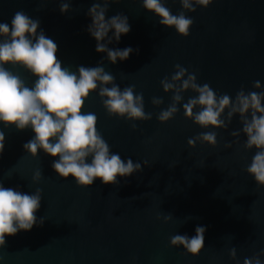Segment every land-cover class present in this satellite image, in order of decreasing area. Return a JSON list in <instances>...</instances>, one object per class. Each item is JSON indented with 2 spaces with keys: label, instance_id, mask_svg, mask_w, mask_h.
I'll return each instance as SVG.
<instances>
[{
  "label": "water",
  "instance_id": "water-1",
  "mask_svg": "<svg viewBox=\"0 0 264 264\" xmlns=\"http://www.w3.org/2000/svg\"><path fill=\"white\" fill-rule=\"evenodd\" d=\"M67 2L69 11L61 13V0H0V22L10 25L15 12L22 10L38 19V32L43 30L57 44L63 67L76 71L79 66H102L121 90L135 85L136 94L143 93L151 120L109 116L98 90L82 109L96 114L98 130L111 151L125 161L141 163L143 170L118 178L116 185L96 179L91 187L78 186L73 178H60L53 170L59 157L41 149L34 158L25 151L23 145L35 135L31 128L20 131L0 122L5 136L0 179L4 187L28 194L42 189L36 216L44 221L6 236L0 264H243L245 258L264 252V186L246 171L257 149H245L247 137L239 115L227 128H201L183 111V104L196 95L189 90L173 119L165 123L157 119L173 95L165 93L160 82L171 78L177 64L218 96L227 94L234 100L241 88L246 93L264 91V0H212L206 8L195 6V12L183 10L179 0H165L174 15L185 11L193 19L188 36L161 25L154 12L143 8L142 0L110 3L106 19L123 13L131 30L108 47L139 50L115 64L106 53L96 51L97 41L87 31L92 23L88 11L96 0ZM6 67L19 73L28 87L34 85L37 78L26 69ZM256 81L260 89L253 87ZM153 97L163 103L153 105ZM209 131L217 133L215 147L200 142L189 147L190 138ZM234 131L239 137L231 135ZM37 169L42 179L34 183ZM168 214L172 219L165 222ZM197 226L206 228L198 255L171 246L172 236L192 237ZM232 248L235 259L230 256ZM260 259L264 262V255Z\"/></svg>",
  "mask_w": 264,
  "mask_h": 264
},
{
  "label": "clouds",
  "instance_id": "clouds-1",
  "mask_svg": "<svg viewBox=\"0 0 264 264\" xmlns=\"http://www.w3.org/2000/svg\"><path fill=\"white\" fill-rule=\"evenodd\" d=\"M119 2L121 0H96L88 11L92 23L87 31L97 41L96 51L106 53L112 64L118 60L125 61L133 51H139L131 47H108L113 40L119 42L121 36L131 30L128 17L123 13L106 19L109 4ZM179 2L183 10L195 12V6L206 8L212 0ZM142 6L154 12L160 18L161 25L174 28L181 36L189 35L194 21L185 15V11L174 15L165 6V0H142ZM60 11H69L67 0H61ZM39 28V20L30 18L22 10L15 12L10 25L0 22V122L5 126L14 125L20 131L31 128L35 135L23 145L25 151L34 158L41 149L52 157H59L51 165L53 170L60 178H73L78 186L91 187L96 179L105 185H116L118 178L141 172V163H134L131 158L125 161L118 153L111 151L98 130L96 114L85 113L82 109L90 94L98 90L109 116L129 121L151 120L152 113L144 110L143 93L136 94L135 85L121 90L115 83V77L102 66H79L76 71L63 67L56 55L57 44L43 30L38 32ZM110 31L113 32L112 36H109ZM105 39L107 43L103 42ZM6 65L26 69L37 78L34 85L28 87L19 73L9 70ZM175 69L170 79L165 77L160 82L163 91L172 92L173 95L172 102L167 109L159 112L157 119L161 123L173 119L179 111L177 105L184 99L183 94L189 90L196 95L183 104V111L187 119L201 128H227L233 116L238 114L242 131L247 137L245 149H257L246 171L254 177L257 185L264 186V91L246 93L241 88L233 100L227 94L218 96L207 83L198 84L196 74L188 73L181 65H175ZM253 87L260 89V82H254ZM151 102L159 106L163 99L153 97ZM226 110L227 116L224 117ZM132 128L135 129L136 125L133 124ZM231 135L239 137L240 132L234 131ZM4 141V133L0 131V155L4 150ZM197 142L215 147L217 133H200L190 138L188 145L195 147ZM225 147H231V144ZM147 164L144 161V165ZM41 179L42 172L37 169L32 180L36 183ZM41 199L40 188L28 194L4 187L0 179V248L6 244V236L16 235L21 230L29 231L38 223L43 224V218L38 221L36 216ZM163 219L168 222L172 215H165ZM205 231V227L197 226L194 236L176 234L170 238V244L173 247L183 246L188 254L196 256L204 248ZM261 255L264 252L245 258L243 264H264ZM230 256L236 258L235 248L230 250Z\"/></svg>",
  "mask_w": 264,
  "mask_h": 264
}]
</instances>
